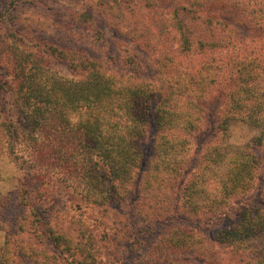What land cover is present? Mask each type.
Returning a JSON list of instances; mask_svg holds the SVG:
<instances>
[{"label":"trees","instance_id":"16d2710c","mask_svg":"<svg viewBox=\"0 0 264 264\" xmlns=\"http://www.w3.org/2000/svg\"><path fill=\"white\" fill-rule=\"evenodd\" d=\"M205 3L215 0H201L200 7ZM235 3L247 8L241 1ZM255 3L254 11L246 9L245 21L238 26L235 22L239 17L232 6L227 16L211 13L204 20L193 16L199 35L179 20L186 51H207L201 66L192 62L176 66L175 62L159 60L147 69L144 61L131 54L124 61L128 69L114 71L106 59L94 60L73 52L69 61L78 59L80 64L72 65L81 78L70 81L57 74L41 78L37 73L28 75V57L16 56L14 78L18 84L13 95L18 117L5 116L0 109V156L15 154L30 139V151L46 165L61 164L71 172L79 170L84 184L90 187L89 195L91 188L102 195L94 199V204L106 212L110 211L106 201L125 198L137 190L143 203L140 217L147 212L145 218L168 222L170 228L171 211L175 212L171 205L174 187L183 181L176 211L184 210L192 217L226 214L233 202L255 190L263 165L255 149L264 147V0ZM191 12L195 14V10ZM253 14L255 26L246 22ZM239 25L259 37L249 41L237 29ZM50 54L60 55L53 49ZM218 87H225V91L220 94L222 105L214 126V141L205 149L197 169H189L194 141L208 133L206 108ZM235 120L258 127L261 135L245 147L231 149L225 138ZM148 142L153 152L149 161ZM76 150L89 160L71 166ZM106 181L110 187L105 193ZM19 204L26 214L28 199L20 197ZM9 213L14 215L12 201L0 194V218L14 222L25 232L27 216L14 220ZM75 221L67 227L53 225L56 228H47L44 236L62 251H75L77 255L83 251L82 258H93L95 251L94 255L86 253L87 244L83 249L78 242L86 234L79 228L86 226H76ZM2 224L9 233L7 223ZM169 230L167 250L199 246L197 237H190L185 230ZM88 236L93 242L89 232ZM184 236L193 240L186 244ZM218 242L241 256L237 264H264V206H242L236 221L219 233ZM200 252V260L210 257L207 250ZM32 256L33 245L11 233L7 245L0 247V264L29 263ZM55 259L45 255L43 263L59 264Z\"/></svg>","mask_w":264,"mask_h":264},{"label":"rangeland","instance_id":"374dc122","mask_svg":"<svg viewBox=\"0 0 264 264\" xmlns=\"http://www.w3.org/2000/svg\"><path fill=\"white\" fill-rule=\"evenodd\" d=\"M199 1L0 0V109L5 116L18 117L13 95L14 87L18 84L14 78L18 69L14 58L18 55L28 57L25 70L28 75L37 73L41 78L57 74L70 81L81 78L80 71L72 65H79L78 59L69 61L74 57L73 52L94 60L106 59L114 71L128 69L124 61L131 54L144 61L147 69L148 65H154L159 60L176 64L192 62L201 66L207 51L204 50V54L200 50L196 53L186 51V42L179 33V20L192 26L199 35L198 28L192 23L193 16L199 15L202 20L212 15L227 16L226 11H231L232 6L239 17L235 22L238 26V23L245 21L248 11H254L256 3L255 0H250V3L246 2L248 0H237L247 5V8H241L236 5V0H215V3H205L200 7ZM194 10L195 14L191 12ZM253 16L250 15L246 20L252 23L251 26L257 23ZM239 27V32L248 37L249 41L259 37L250 30L244 31V26ZM186 34L188 36V31ZM52 49L57 55L60 53L59 57L56 54L51 56ZM224 91L225 87L216 88L208 101V133L194 141V159L189 169H197L202 163L205 149L214 141V126L220 118V94ZM260 135L258 127L235 120L230 125L225 142L231 149L241 148ZM23 143L15 154L6 152L0 156V194L5 198L10 197L14 209V215L9 213V217L16 220L25 214V209L19 204L20 197L25 196L30 203L26 208L25 232H21L14 222L0 218V247L7 245L10 233L33 245L34 256L31 262L23 264H44L45 255L56 258L59 264H237L241 256L234 254L231 248L221 247L218 235L236 221L242 206H264L263 147L255 149L263 164L255 190L247 197L233 202L224 215L192 217L184 210L176 211L183 181L175 185L171 200L175 212L171 211L173 226L170 228H179L190 237H197L199 246H191L188 250L173 247L169 251L165 245L167 232L170 231L168 222L151 221L145 218L147 212H144L143 218L140 217L143 203L137 190L125 198L106 201L110 209L106 212L94 204V199L98 200L102 195L94 193L92 188L89 195L90 187L84 184L79 170L71 172L61 164L46 165L30 151V139ZM145 145L149 161L153 152L147 146L150 142ZM88 160L81 154V150H76L70 165ZM109 187L110 183L106 181L103 184L105 193ZM74 221L76 226H86L78 227L83 233L86 231L84 238L80 237L78 242L82 243L83 249L87 244V250H84L86 253L94 255L95 251L93 258H82L83 251L78 255L75 251H62V248L50 243L44 236L43 231L47 228L55 229L53 225L59 223L67 227L68 223ZM2 222H6L11 229L9 233L1 226ZM30 240L35 244H31ZM191 240L183 237L186 244ZM200 250H207L210 257L206 260L197 258V252L201 254Z\"/></svg>","mask_w":264,"mask_h":264}]
</instances>
